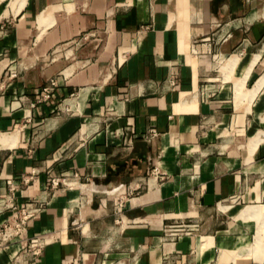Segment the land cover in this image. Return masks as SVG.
<instances>
[{
	"label": "crops",
	"instance_id": "obj_1",
	"mask_svg": "<svg viewBox=\"0 0 264 264\" xmlns=\"http://www.w3.org/2000/svg\"><path fill=\"white\" fill-rule=\"evenodd\" d=\"M263 9L0 0V264H264Z\"/></svg>",
	"mask_w": 264,
	"mask_h": 264
},
{
	"label": "built area",
	"instance_id": "obj_2",
	"mask_svg": "<svg viewBox=\"0 0 264 264\" xmlns=\"http://www.w3.org/2000/svg\"><path fill=\"white\" fill-rule=\"evenodd\" d=\"M9 77L15 78L16 77V71L14 69H9ZM55 82H50V87H54ZM50 98L49 89L43 90L41 94L40 101H46ZM151 136H155V132L152 130L150 132ZM152 175L155 177V179H163L162 176L159 175V173L156 170L152 171ZM59 184L58 180H52L51 181V187H57ZM121 201H119V204H117L118 209L122 207ZM1 206L5 207V202L0 204ZM8 207H11V205H7ZM39 210L38 207L34 206H27L23 208L9 223L2 226L0 228V251L2 248L7 244L10 243L12 240L18 238L21 236L22 232L25 231V224L26 222L33 217V215ZM187 226V230H189ZM39 240L33 239L30 241V244L28 248L24 251L25 256H31L35 257L38 255L39 250ZM24 262V261H22Z\"/></svg>",
	"mask_w": 264,
	"mask_h": 264
},
{
	"label": "water",
	"instance_id": "obj_3",
	"mask_svg": "<svg viewBox=\"0 0 264 264\" xmlns=\"http://www.w3.org/2000/svg\"><path fill=\"white\" fill-rule=\"evenodd\" d=\"M203 204L206 206H212L214 204L211 185L208 186V188H207V192H206V195L204 197Z\"/></svg>",
	"mask_w": 264,
	"mask_h": 264
},
{
	"label": "rangeland",
	"instance_id": "obj_4",
	"mask_svg": "<svg viewBox=\"0 0 264 264\" xmlns=\"http://www.w3.org/2000/svg\"><path fill=\"white\" fill-rule=\"evenodd\" d=\"M85 38L83 39V42H88L89 40H91V39H95V38H98V36H96V34H95V32H88V33H86L85 35ZM219 89H217V91H218Z\"/></svg>",
	"mask_w": 264,
	"mask_h": 264
},
{
	"label": "bare ground",
	"instance_id": "obj_5",
	"mask_svg": "<svg viewBox=\"0 0 264 264\" xmlns=\"http://www.w3.org/2000/svg\"><path fill=\"white\" fill-rule=\"evenodd\" d=\"M263 11H264V9H263ZM74 184V183H73Z\"/></svg>",
	"mask_w": 264,
	"mask_h": 264
}]
</instances>
